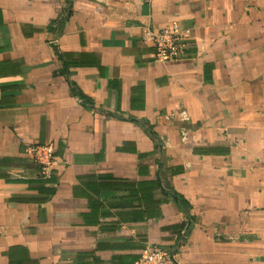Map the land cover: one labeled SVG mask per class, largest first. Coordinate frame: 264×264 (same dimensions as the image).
Here are the masks:
<instances>
[{"label":"crops","instance_id":"obj_1","mask_svg":"<svg viewBox=\"0 0 264 264\" xmlns=\"http://www.w3.org/2000/svg\"><path fill=\"white\" fill-rule=\"evenodd\" d=\"M171 25L155 61L141 36ZM148 245L264 264V0H0V264Z\"/></svg>","mask_w":264,"mask_h":264},{"label":"built area","instance_id":"obj_2","mask_svg":"<svg viewBox=\"0 0 264 264\" xmlns=\"http://www.w3.org/2000/svg\"><path fill=\"white\" fill-rule=\"evenodd\" d=\"M144 43L154 49V59L158 62L174 60L182 50L180 34L174 25L153 30L146 28L141 36ZM25 152L39 167L42 179L53 173V147L51 144H35L26 147ZM171 253L166 249L148 245L133 264H171Z\"/></svg>","mask_w":264,"mask_h":264},{"label":"water","instance_id":"obj_3","mask_svg":"<svg viewBox=\"0 0 264 264\" xmlns=\"http://www.w3.org/2000/svg\"><path fill=\"white\" fill-rule=\"evenodd\" d=\"M170 256H171V262H173L172 255H170Z\"/></svg>","mask_w":264,"mask_h":264},{"label":"trees","instance_id":"obj_4","mask_svg":"<svg viewBox=\"0 0 264 264\" xmlns=\"http://www.w3.org/2000/svg\"><path fill=\"white\" fill-rule=\"evenodd\" d=\"M182 205H186L184 202H182Z\"/></svg>","mask_w":264,"mask_h":264}]
</instances>
